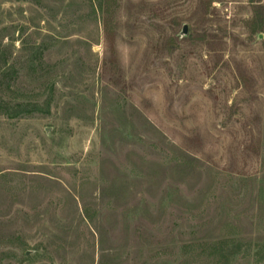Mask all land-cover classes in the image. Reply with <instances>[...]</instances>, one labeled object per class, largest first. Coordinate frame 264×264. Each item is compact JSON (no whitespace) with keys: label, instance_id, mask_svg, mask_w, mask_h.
<instances>
[{"label":"rangeland","instance_id":"1","mask_svg":"<svg viewBox=\"0 0 264 264\" xmlns=\"http://www.w3.org/2000/svg\"><path fill=\"white\" fill-rule=\"evenodd\" d=\"M0 96V264H264V0H0Z\"/></svg>","mask_w":264,"mask_h":264},{"label":"trees","instance_id":"2","mask_svg":"<svg viewBox=\"0 0 264 264\" xmlns=\"http://www.w3.org/2000/svg\"><path fill=\"white\" fill-rule=\"evenodd\" d=\"M14 108H10L8 105L2 102V98L0 96V110L4 111L8 114V116L16 117L22 113H32L33 110L24 108L23 105H19L17 110H13Z\"/></svg>","mask_w":264,"mask_h":264},{"label":"water","instance_id":"3","mask_svg":"<svg viewBox=\"0 0 264 264\" xmlns=\"http://www.w3.org/2000/svg\"><path fill=\"white\" fill-rule=\"evenodd\" d=\"M187 31H188V27H187V25H185L184 28H183V33L186 34Z\"/></svg>","mask_w":264,"mask_h":264}]
</instances>
